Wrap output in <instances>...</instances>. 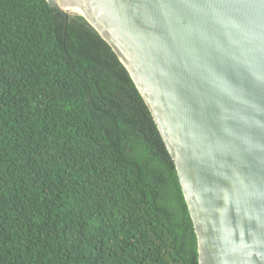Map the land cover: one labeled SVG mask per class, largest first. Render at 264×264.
<instances>
[{"label": "trees", "instance_id": "obj_1", "mask_svg": "<svg viewBox=\"0 0 264 264\" xmlns=\"http://www.w3.org/2000/svg\"><path fill=\"white\" fill-rule=\"evenodd\" d=\"M0 264H198L175 166L82 15L0 0Z\"/></svg>", "mask_w": 264, "mask_h": 264}, {"label": "water", "instance_id": "obj_2", "mask_svg": "<svg viewBox=\"0 0 264 264\" xmlns=\"http://www.w3.org/2000/svg\"><path fill=\"white\" fill-rule=\"evenodd\" d=\"M110 46L173 160L198 264H264V0H47Z\"/></svg>", "mask_w": 264, "mask_h": 264}]
</instances>
